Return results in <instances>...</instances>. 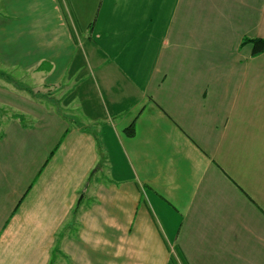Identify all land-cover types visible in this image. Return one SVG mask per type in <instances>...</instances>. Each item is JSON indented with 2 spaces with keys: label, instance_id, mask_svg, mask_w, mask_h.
Instances as JSON below:
<instances>
[{
  "label": "crops",
  "instance_id": "crops-1",
  "mask_svg": "<svg viewBox=\"0 0 264 264\" xmlns=\"http://www.w3.org/2000/svg\"><path fill=\"white\" fill-rule=\"evenodd\" d=\"M63 2L0 0V264H264V0Z\"/></svg>",
  "mask_w": 264,
  "mask_h": 264
},
{
  "label": "rangeland",
  "instance_id": "rangeland-1",
  "mask_svg": "<svg viewBox=\"0 0 264 264\" xmlns=\"http://www.w3.org/2000/svg\"><path fill=\"white\" fill-rule=\"evenodd\" d=\"M64 5L71 11H72V8L74 6V4L76 6H80L82 7V5H85L87 6V12H86V15L83 16V19L85 17H87L86 19L88 20L89 23H91V25L89 24V27H85V22L83 21L82 17H81V12H75L74 11V14L72 13L73 15V19H76V23L79 25L80 28H78V31L80 29V31H82V34H84L86 32V30L89 31V33L92 32V28H93V22L95 20V16L96 14L94 13V5H96L98 3V0H64ZM135 3H138L136 2V0H134L133 2V10L134 8L136 7H140L138 5H136ZM132 10V14H134ZM141 12H143V14H141ZM150 10L146 8L143 9V11H139V14H137L135 17H133L132 19L134 20H145L148 18V15L150 14ZM139 15H142L141 18H139L138 16ZM131 19V18H130ZM131 28H129V30H131ZM131 33V32H130ZM90 36V35H89ZM90 39V38H89ZM147 41V40H145ZM88 42H90L88 40ZM148 44V43H147ZM86 45L88 46L89 48V43H86ZM245 45V44H244ZM147 45H145L144 43H140V42H136L132 48L127 51L126 53H124V56H123V61L125 63V66L126 67H129V64L131 63L132 66L135 64V66H142V67H149L150 64L152 63V59H149L148 58V54H147ZM103 48V47H102ZM105 49V48H104ZM94 67V63H90L89 66H88V69L85 70V72L88 70L89 73H93V70L91 68ZM0 69H1V65H0ZM24 69V68H23ZM23 69H20L18 70L17 73H15L16 77H20V76H24V78L21 80L22 83L21 85L23 86H20V89H30L31 88V92H26L28 94H31L32 96H34V94H36L37 92L38 93H42L44 95H51L52 94V90L50 89H45L44 86H46L47 83V79L46 77L43 78V77H40L39 75H35L34 74H29V72H32L31 70H23ZM90 69H91V72H90ZM138 77H141V74L138 75ZM20 81V82H21ZM94 83L96 84V79H93ZM44 85V86H43ZM98 87H99V84H97ZM129 84L126 83V87L128 86ZM50 87V86H48ZM262 88V87H260ZM87 90L89 91V89L87 88ZM94 93L91 95V94H88V98H89V101H90V108H88V110H90V113L91 114H95V113H103V114H107V107H106V104L104 102V99H99V96H98V92L96 91V89L94 88ZM118 92V91H117ZM79 94V93H78ZM258 94H260L261 96L264 95V90L262 89H259V92ZM38 96L40 94H37ZM44 95H41V98L45 100V103L49 104V105H52L55 107L56 104L57 105V109L64 112V114L68 117L69 121L71 123H75V121L78 122V120H83V118L85 117L84 114H83V109L81 106H77V105H68V106H65L62 104V101H52L50 100L49 98H47L46 96ZM127 96V95H126ZM44 97V98H43ZM127 99H128V102H130V97L127 96ZM107 100H109V98L107 97ZM62 105V106H61ZM77 107V109L75 108ZM251 110L253 109V107L249 106L248 107V110ZM11 110V109H10ZM246 110V108H245ZM262 110V108H261ZM85 112V110H84ZM20 113V112H18ZM86 113V112H85ZM87 114V113H86ZM261 115V114H260Z\"/></svg>",
  "mask_w": 264,
  "mask_h": 264
},
{
  "label": "trees",
  "instance_id": "trees-1",
  "mask_svg": "<svg viewBox=\"0 0 264 264\" xmlns=\"http://www.w3.org/2000/svg\"><path fill=\"white\" fill-rule=\"evenodd\" d=\"M243 43L252 44V55H258L264 52V37H244ZM125 131L128 133V135H133L135 132L134 122L126 127Z\"/></svg>",
  "mask_w": 264,
  "mask_h": 264
}]
</instances>
